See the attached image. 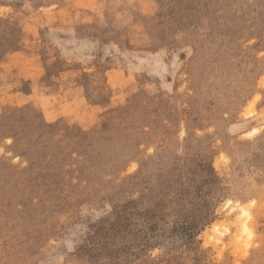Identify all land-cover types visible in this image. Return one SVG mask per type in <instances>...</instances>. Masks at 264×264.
<instances>
[{"label": "rangeland", "instance_id": "obj_1", "mask_svg": "<svg viewBox=\"0 0 264 264\" xmlns=\"http://www.w3.org/2000/svg\"><path fill=\"white\" fill-rule=\"evenodd\" d=\"M0 264H264V0H0Z\"/></svg>", "mask_w": 264, "mask_h": 264}, {"label": "bare ground", "instance_id": "obj_2", "mask_svg": "<svg viewBox=\"0 0 264 264\" xmlns=\"http://www.w3.org/2000/svg\"><path fill=\"white\" fill-rule=\"evenodd\" d=\"M229 204V203H228ZM242 214H244V215H246V210H243L242 211ZM247 224V223H246ZM243 226H245V225H243ZM247 226V225H246ZM248 227V226H247ZM246 231H248V228L246 229Z\"/></svg>", "mask_w": 264, "mask_h": 264}]
</instances>
